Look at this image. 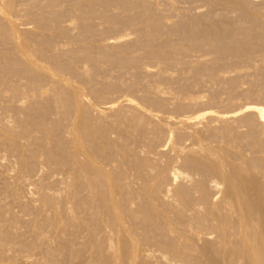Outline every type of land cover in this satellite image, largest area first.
Segmentation results:
<instances>
[{"label":"rangeland","instance_id":"1","mask_svg":"<svg viewBox=\"0 0 264 264\" xmlns=\"http://www.w3.org/2000/svg\"><path fill=\"white\" fill-rule=\"evenodd\" d=\"M260 108L264 0H0V264H129L151 237L136 264H222L226 201L264 184Z\"/></svg>","mask_w":264,"mask_h":264},{"label":"bare ground","instance_id":"2","mask_svg":"<svg viewBox=\"0 0 264 264\" xmlns=\"http://www.w3.org/2000/svg\"><path fill=\"white\" fill-rule=\"evenodd\" d=\"M259 115H260L262 121L264 122V108H260V109H259ZM193 147H194V146H193ZM185 149H186V147L183 148V150L179 148L178 151H179V150H180V151H181V150H182V151H187V150H185ZM188 149L192 150V148H188ZM194 150L196 151L195 148H194ZM194 150L190 151V153H192ZM180 151H179V152H180ZM195 151H194V152H195ZM198 151H199V150H198ZM209 151H211V150H208L206 153H208ZM188 152H189V151H187V153H188ZM182 153H183V152H182ZM182 153H181V154H182ZM185 153H186V152H185ZM201 153H202V152H201ZM209 153H211V152H209ZM209 153H208V154H209ZM197 154H198V153H197ZM208 154H207V155H208ZM198 155H199V154H198ZM202 155H205V156H206V154H202ZM209 155H210V154H209ZM209 155H208V156H209ZM213 155H214V154L212 153L211 156H213ZM200 156H201V155H200ZM214 156H215V155H214ZM201 157H202V156H201ZM203 157H204V156H203ZM204 158H207V159H208V157H204ZM212 158H213V157H212ZM212 158H211V159H212ZM209 159H210V157H209ZM173 172H175V175H176V171H173ZM173 176H174V173H173ZM176 177H177V176H176ZM173 179H175V177H174ZM192 179H193V178H192ZM175 181H177V180H175ZM214 181H215V180H214ZM215 182H216V181H215ZM217 183H218V182H217ZM263 185H264V184H263ZM263 185H262V188L260 187L259 192H258V190H256V188H254L255 186H254V187H250V188H249V189H250V190H249V193H244V194L247 195L246 199H239V198L237 197L239 200H238L236 203L234 202V203H235V207L233 206V204H232L231 201H229V200L226 201V200H225L226 203L229 202V204L232 205V209H233V210L237 209L236 212H238V210H239V215H238V216H237V213H236V212H233V213H236V214H235V215H236L235 221H237L234 225H233L234 222H233L232 224L229 222L230 225L228 226V222H226V220H227V218L230 216V214H229V216H228V215H225L226 212L224 211L225 213H223V214L225 215V216H224V217H225V222H226L227 224L224 223V222H222V221H223L222 219H218V220H221V222H222V228L220 227L221 230H220V228H219L220 225H219L218 227H216L217 222H216V224H215L214 226H212L213 228L216 227V229L219 228V230H220L219 232L216 230V231H217V234L215 233L216 235H218V238H217V236H216V238H217V240H218L219 243H220L221 241H223V240H226L227 238L229 239L228 243L226 242L227 244L224 243L225 245L228 246L229 249L231 248V246H234L233 242L230 243V241H232V240L234 239V237H233V239L231 238V237H232V230H231V228H234V231L239 232L238 234H240V236H241V237H240V238H241V242H240L241 246H239L238 249H237V250L239 251L238 254H237V251H235V249H234V252H236V254L238 255V256H236L237 258L242 259V260L245 261L247 264H264V186H263ZM213 187H214V186H213ZM246 187H248V186H247V185L244 186L243 189L240 188V189H239L240 192L238 191L237 195H238L239 193L241 194V193L244 191V188H246ZM211 188H212V187H211ZM233 188H234V189H233ZM233 188H232L231 190H232V191H235L236 188H235V187H233ZM114 190H115V189H114ZM114 190H113V192H114ZM213 190H214V189H213ZM229 190H230V189H229ZM237 190H238V189H237ZM216 191H218V190H216ZM232 191H231V194H232ZM219 192H220V191H219ZM229 192H230V191H229ZM236 192H237V191H236ZM236 192H235V195H236ZM168 193H169V192H168ZM217 193H218V192H217ZM217 193H215V194H217ZM229 194H230V193H229ZM233 194H234V193H233ZM240 194H239V195H240ZM164 196H165V195H164ZM164 196H163V197H164ZM170 196H171V195H170ZM215 196H216V195H215ZM217 196H219V195L217 194ZM217 196L215 197L216 199L218 198ZM233 196H234V195H233ZM112 197H113V196H112ZM167 197H168V196H167ZM213 198H214V197H213ZM215 198H214V199H215ZM214 199H213V200H214ZM218 199H219V198H218ZM169 200H170V199H169ZM115 201H116V200H115ZM170 201H172V198H171ZM215 201H216V200H215ZM113 202H114V201H113ZM199 202H200V201H199ZM114 203H115V202H114ZM169 203H170V202H169ZM204 203H205V202H204ZM222 203H225V202H222ZM110 204H111V203H110ZM115 204H116V203H115ZM166 204H167V203H166ZM108 205H109V204H108ZM116 205H117V204H116ZM170 205H172V204H170ZM202 205H203V204H202ZM215 205H216V204H215ZM113 206H114V204H113ZM113 206H112V207H113ZM117 206H119V205H117ZM168 206H169V205H168ZM208 206H210V205H208ZM218 206H220V205H218ZM218 206H217V207H218ZM192 207H193V206H192ZM195 207H196V206H195ZM203 207H204V206H203ZM226 207H227V205H226ZM190 208H191V207H190ZM190 208H189V209H190ZM207 208H208V207H207ZM214 208H216V207H214ZM222 208L224 209V207H222ZM227 208H228V207H227ZM111 209H112V208H111ZM119 209H120V207L117 209V210H118V213H119ZM187 209H188V208H187ZM189 209H188V210H189ZM212 209H213V208H212ZM212 209H211V211H212ZM225 209H226V208H225ZM225 209H224V210H225ZM230 209H231V208H230ZM230 209H229V210L226 209V210H227V211H230ZM115 210H116V207H115ZM115 210H114L113 212H115ZM192 210H194V212L197 214V211H198V210H196V208L194 209V207H193ZM204 210H205V209H204ZM206 210H207V209H206ZM214 210H215V209H214ZM214 210H213L212 212H215ZM216 210H218V208H217ZM199 211H201V210L199 209ZM209 211H210V210H209ZM209 211H208V212H209ZM219 211H221V210L219 209ZM188 212H189V211H188ZM230 212H232V211H230ZM116 213H117V212H116ZM192 213H193V212H192ZM192 213H191V214H192ZM195 213L192 214V215H194V219H192V218L190 217V218L192 219V221H191V222H192L191 227L193 226V227L195 228V229L192 228V230H194V231L197 230V229H196L195 222H193V220H195V216H196ZM206 213H207V212H206ZM209 213H210V215H211V212H209ZM216 213H217V212H216ZM216 213H215V214H216ZM218 213H219V212H218ZM233 213H232V214H233ZM114 214H115V213H114ZM119 214H120V213H119ZM185 214H186V213H185ZM200 214H201V213H200ZM204 214H205V213H204ZM215 214H214V215H215ZM221 214H222V212H221ZM221 214L219 213L220 216H219V215H217V216H219V218H220V217H221ZM227 214H228V213H227ZM188 215H189V214H188ZM201 215H202V214H201ZM201 215H200V216H201ZM233 215H234V214H233ZM203 216H204V215H203ZM217 216H216V217H217ZM226 216H228V217L226 218ZM231 216H232V215H231ZM231 216H230V217H231ZM114 217H115V216H114ZM192 217H193V216H192ZM208 217H210V216H208ZM224 217L222 216L223 219H224ZM119 218L124 219V217H121V216H120V217L118 216V219H119ZM185 218H186V216H185ZM196 218H197V217H196ZM199 218H200V217H199ZM199 218H198V219H199ZM232 218H233V217H232ZM118 219H116V220H118ZM186 219H188V218H186ZM204 219H205V218H204ZM214 219H217V218L214 217ZM228 219H229V218H228ZM116 220H114V221H116ZM182 220L185 221V219H182ZM202 220H203V219H202ZM207 220H208V219H207ZM230 220H231V219H230ZM119 221H120V220H119ZM119 221H117L116 223L121 224L122 221H121V222H119ZM184 221H183V223H184ZM188 221H189V220H188ZM188 221H186V222L188 223ZM199 221H200V219H199ZM215 221H217V220H215ZM191 222H189V223H191ZM200 222H201V221H200ZM202 222H203V221H202ZM218 222H219V221H218ZM231 222H232V221H231ZM122 223H123V222H122ZM179 223H180V222H179ZM205 223H206V222H205ZM207 223L209 224V221H208ZM210 223H211V222H210ZM123 224H124V223H123ZM193 224H194V225H193ZM198 224H199V223H197V225H198ZM219 224H220V223H219ZM236 224H237V227H233V226H236ZM125 225H126V224H125ZM125 225H124V226H125ZM176 225H177V224H176ZM176 225H175V226H176ZM186 225H187V224H186ZM201 225H204V224H201ZM206 225H207V224H206ZM124 226L122 227V224H121L122 229L127 227V226H126V227H124ZM175 226H171V229L173 228V229L175 230V232L177 233V232L179 231L180 228H178V231H176L177 229L174 228ZM184 226H185V225H184ZM210 226H211V225H210ZM225 226L228 227L229 229L225 228ZM113 227H115V226L113 225ZM121 227L119 228V232H121V230H120ZM150 227H151V226H150ZM180 227H181V226H180ZM197 227L199 228L200 226H197ZM203 227H204V226H203ZM208 227H209V226H208ZM212 227H210V229H211ZM107 228L109 229L110 226L107 227ZM116 228H117V227H116ZM148 228H149V227H148ZM169 228H170V227H169ZM169 228L167 227L166 229L169 230ZM182 228H183V227H182ZM184 228H185V227H184ZM187 228H189V226H188V227L186 226L185 230H186ZM128 229H129V228H128ZM128 229H126V231L128 232V235H129L130 232H129ZM150 229H151V228H150ZM173 229H172V231H174ZM208 229H209V228H208ZM114 230H115V229H114ZM136 230H137V229H136ZM147 230H148V229H147ZM189 230L191 231V229H189ZM189 230H188V231H189ZM199 230H200V229H199ZM199 230H197V231H195V232L193 231L194 233L191 231V232H192L191 234H195V235L197 236V239L199 238V237H198V233H197ZM123 231H124V230H123ZM137 231H139V230H137ZM148 231H150V230H148ZM148 231H146V232H148ZM166 231H167V230H166ZM172 231H171V232H172ZM181 231H182V230H181ZM190 231H189V232H190ZM202 231H203V230H202ZM202 231H201V233H202ZM211 231H212V230H211ZM211 231H209V235H208V232H207L206 234H207L208 236H211V235H210V232H211ZM214 231H215V230H214ZM109 232H110V231H109ZM109 232H107V233H109ZM119 232H118V233H119ZM131 232H132V231H131ZM146 232H145L144 234H146ZM153 232H154V231H153ZM167 232H168V231H167ZM182 232H184V230H183ZM189 232H188V233H189ZM199 232H200V231H199ZM203 232H204V234H205L206 231H203ZM212 232H213V231H212ZM105 233H106V232H105ZM121 233L123 234V232H121ZM125 233H126V232H124V234H125ZM135 233H136V232H135ZM151 233H152V231H151ZM151 233L149 234V236L151 235ZM176 233H174V234H176ZM179 233H180V232H179ZM186 233H187V232H186ZM196 233H197V234H196ZM201 233H199V234L201 235ZM213 233H214V232H213ZM218 233H219V234H218ZM230 233H231V235H230ZM109 234H111V233H109ZM113 234H114V233H113ZM124 234H123V235H124ZM133 234H134V233H133ZM136 234H138V233H136ZM139 234H140V232H139ZM141 234H142V233H141ZM174 234H173V235H174ZM184 234H185V233H183V235H184ZM191 234H189V235H186V234H185V235L188 236L189 240L191 239L190 242H191L192 245H191V244H189V245L192 246V247H190L189 250H190V251H193L192 253H194V255L196 254L195 256H197V253H202L205 249L208 248L207 245H204V244H207V243L209 242V244L211 245V243H210L211 239H210V238H209L210 240L207 241V243H206V240H208V239H207L208 236L206 237L204 234H202V235H204V236L206 237V238H205L206 240H204V241H199V240H198V242H197V241H196L197 239L195 240V237H196V236H195V235L192 236ZM234 234H236V233H233V235H234ZM123 235H122L121 238L124 237ZM126 235H127V234H126ZM126 235H125V236H126ZM156 235H157V234H156ZM178 235H179L180 239H182V238H181V236L183 237L182 233H181V234H178ZM180 235H181V236H180ZM185 235H184V236H185ZM212 235H214V234H212ZM114 236H115V235H114ZM129 236H131V234H130ZM132 236H133V235H132ZM136 236H139V235H136ZM159 236H160V235H159ZM159 236H158V237H159ZM189 236H190V237H189ZM235 236H236V235H235ZM110 237H113V236L110 235ZM126 237H127V236H126ZM126 237H125V238H126ZM133 237H134V236H133ZM140 237H143V236H140ZM144 237H146V235H145ZM153 237H154V236H153ZM174 237H176V236H173V240L175 239ZM179 237L177 236L176 239H178ZM202 237H203V236H201V238H202ZM237 237H239V236L237 235ZM106 238H107V237H106ZM129 238H130V237H129ZM131 238H132V237H131ZM137 238H138V237H137ZM146 238H148V235H147ZM149 238H150V237H149ZM188 238H187V237H186V238L184 237L183 239H185V241L187 240V241H186L187 243H190V242H188ZM201 238H199V239H201ZM127 239H128V237H127ZM132 239L137 240V239H135V238H132ZM143 239H144V238H142V241H143ZM151 239H152V237H151ZM151 239L148 240V241H150L149 243H151V247H147L148 245L150 246V244H148V245H145L146 248H145V247L143 248V246H144L145 243L142 244V242H141V243H139L140 246L142 245V248H140V249H139V248H135V247H133V246H132V245H133V243H132L133 240L129 239V241L131 240V244H132L131 246H132V248H133V249H134V248L136 249V250L134 249L135 251H134L133 254H132L133 251L130 252V251H126V250H125V252H124V254H125V253L127 254V252H130V253L132 254V255H130V253H129V256H131V260L129 259V260H130L129 264H136V263H139L140 261L142 262L141 259H142V258H145V257H146V259H147V255H151V254H152V252H151V251H153L152 247H153V248L155 247L154 249H155V250L157 249L156 251H158V248H157L158 246L160 247V250H161V248H162V250H163V249L166 250V248L168 249L169 244H165V245H168V246L166 247V246L164 245V247H165V248H164V247H163L164 242H163V244L161 243V246H160V245L156 246V244H158V243L156 242L158 239H157L156 241H155V240H152V242L155 241V245H154V243H153L154 246H152ZM154 239H155V237H154ZM161 239H162V237H161ZM171 239H172V237L170 236V241H173V240H171ZM202 239H204V237H203ZM238 239H239V238H238ZM108 240H109V237H108ZM110 240H111V242H112V240H114V239L111 238ZM122 240H124V238H123ZM144 240H145V239H144ZM126 241H127V240H126ZM126 241H125V242H126ZM137 241L139 242V240H137ZM137 241H135V242L137 243ZM145 241H146V240H145ZM158 241H159V240H158ZM165 241H166V240H165ZM170 241H169V242H170ZM178 241H179V240H177L176 242L178 243ZM239 241H240V240H239ZM109 242H110V241H109ZM117 242H118V241H117ZM127 242H128V241H127ZM127 242H126V243H127ZM133 242H134V241H133ZM135 242H134V243H135ZM167 242H168V241H167ZM169 242H168V243H169ZM174 242H175V241H174ZM176 242H175V243H176ZM179 242H180V241H179ZM181 242H182V240H181ZM181 242H180V244H182ZM186 242H183V244H184V246H185V247L183 246V248H184L185 250L188 249V248H186V246H188V245H185ZM202 242H205V243L203 244ZM223 242H224V241H223ZM223 242H221V243H223ZM234 242H237V241L234 239ZM113 243H114V242H113ZM136 243L134 244V246L136 245ZM147 243H148V242H146V244H147ZM170 243H171V242H170ZM187 243H186V244H187ZM200 243H202V245H203L204 247H205V246L207 247V248H202V252L199 251L200 247H199V249H198V247H197V246H199ZM114 244H115V243H114ZM127 244H128V243H127ZM137 244H138V243H137ZM178 244H179V243H178ZM178 244L174 245L175 248L180 247V244H179L178 247H176ZM183 244H182V245H183ZM230 244H232V245H230ZM238 244H239V243H237V246H238ZM115 245H116V244H115ZM139 245H138V246H139ZM182 245H181V247H182ZM229 245H230V246H229ZM111 246H112V245H111ZM119 246H120V245H119ZM123 246H124V243H123ZM123 246H122V247H123ZM126 246H127V245H126ZM126 246H125V247H126ZM131 246H129V248H130ZM140 246H139V247H140ZM171 246L174 247V246H173V242H172V244H170V247H171ZM208 246H209V245H208ZM195 247H197L198 250H197ZM210 247H212V245H211ZM220 247H221V245H220ZM220 247H219V248H220ZM235 247H236V246H235ZM235 247H234V248H235ZM109 248L111 249V247H109ZM109 248H107V249H109ZM113 248H114V247H112V249H113ZM127 248H128V247H127ZM127 248H125V249H127ZM183 248H182V249L179 248V249H181V251H182ZM191 248H194V250H197V251H199V252L196 253V252H195L193 249H191ZM219 248H218V249H219ZM222 248H223V246H222ZM222 248H221V249H222ZM225 248H227V247L225 246ZM236 248H237V247H236ZM169 249H170V248H169ZM208 249L212 252V249H211V248H208ZM221 249H220V250H221ZM239 249H241V250H239ZM128 250H129V249H128ZM160 250H159V251H160ZM162 250L160 251L161 254H162ZM176 250H177V249H176ZM185 250H183V251H185ZM209 250H208V252L205 250L206 253H210ZM224 250H226V249H224ZM224 250L222 249V251H224ZM156 251H155V253H156ZM159 251H158V252H159ZM166 251H167V250H166ZM168 251H171V249L168 250ZM172 251H173V248H172ZM172 251H171V252H172ZM205 251H204V252H205ZM215 251H216V250H215ZM228 251H231V249H230V250L227 249V252H228ZM232 251H233V249H232ZM113 252H114V251H113ZM158 252H157V254H159ZM164 252H165V251H164ZM173 252H174V251H173ZM173 252H172V253H173ZM176 252H179V254H177V256L175 255ZM176 252H174V255H175L176 257L174 258V255L172 254L173 257H171V258H173V259L169 258V260H170V261H171V260H172V261L175 260V262H176L177 264H182V263L185 261V259L189 256V255H187V254H188L187 252H189L188 250L184 252V254H186L185 259H184V257H183V256H185V255L183 254V252L181 253L180 250H178V251H176ZM204 252H203V254H204ZM224 252H225V251H224ZM227 252H225V253H226V256H227ZM189 253H190V252H189ZM206 253H205V254H206ZM213 253H214V252H213ZM220 253H221V251H220ZM228 253H230V255H232L233 252H228ZM108 254H109V253H108ZM111 254H112V253H111ZM111 254H110V255H111ZM115 254H116V253H115ZM122 254H123V252H122ZM144 254H146V256H144ZM164 254L166 255V253H163V255H164ZM169 254H170V253H169ZM182 254H183V255H182ZM210 254H211V253H210ZM216 254H217V253H216ZM233 254H235V253H233ZM236 254H235V255H236ZM110 255H109V256H110ZM127 255H128V254H127ZM152 255H153V254H152ZM194 255L192 254V256H194ZM206 255H207V254H206ZM206 255H204V256L207 257V259H208V257L211 256V255H208V256H206ZM217 255H218V256H221L222 253H221L220 255H219V253H218ZM224 255H225V254H224ZM230 255H229V256H230ZM109 256H108V257H109ZM155 256H156V254H154V257H155ZM157 256H160V255H157ZM168 256H171V255H168V254H167V257H168ZM190 256H191V253H190ZM195 256H194V257H195ZM199 256L202 257V254L199 255ZM214 256H215V255H214ZM218 256H217V257H218ZM226 256L223 257V259H224V258H228V256H227V257H226ZM232 256H234V255H232ZM232 256H231L230 258H231L232 260H235V261H236V260H237L236 257L234 256V259H233ZM148 257H149V256H148ZM150 257H151V256H150ZM150 257H149V258H150ZM200 257H199V258H200ZM120 258H122V257L120 256ZM125 258H128V257L125 255V257L122 258V259H125ZM159 258H160V257H159ZM191 258H192V257H191ZM210 258H212V260L214 261V258H213L212 256H211ZM210 258H209L208 260H210ZM146 259H145V260H146ZM152 259H153V258H152ZM152 259H151V261H152ZM156 259H157V258L155 257V261H159V259H158V260H156ZM160 259H162V257H161ZM163 259L165 260V257H163ZM187 259H188V260H187ZM187 259H186V260H187V261H186L187 264L190 263L191 261H195V260H196L195 258H193V260H192V259L189 260L190 257L187 258ZM197 259H198V256H197ZM203 259H204V257H203ZM207 259H204V260H206L205 262L208 261ZM215 259H216V256H215ZM223 259H222V264H223V262L225 263V262L228 261L227 259H225L226 261H224ZM228 259H229V258H228ZM239 259H238L237 261H238V262H241L242 260L239 261ZM115 260H117V259L115 258ZM148 260H150V259H148ZM167 260H168V259H167ZM167 260H165V261L168 262ZM199 260H201V258H200ZM212 260H210L211 263L213 262ZM219 260H220V259H219ZM118 261H119V260H118ZM126 261H128V259H127ZM155 261H154V263H155ZM161 261H163V260H161ZM161 261H159V262L162 263ZM201 261H202V260H201ZM217 261H218V260H217ZM230 261H231V260H229V262H230ZM243 261H242V262H243ZM124 262H125V261H124ZM124 262L122 261V264H123ZM143 262H144V260H143ZM145 262H146V261H145ZM159 262H156V264H157V263L159 264ZM166 262H165V263H166ZM175 262H170V264H171V263H175ZM195 262H197V260H196ZM195 262H194V263H195ZM198 262H199V261H198ZM202 262H203V264H205L204 261H202ZM232 262H233V264H235L234 261H232ZM232 262H231V263H232ZM238 262H236V263L239 264ZM245 262H243V263L245 264ZM118 263H120V262H117V264H118ZM165 263H164V261H163V264H165ZM207 263H208V262H207ZM207 263H206V264H207ZM211 263H209V264H211ZM217 263H218V262H217ZM112 264H113V262H112ZM140 264H141V263H140ZM142 264H145V263H142ZM148 264H149V262H148ZM150 264H151V263H150ZM166 264H167V263H166ZM185 264H186V263H185ZM191 264H192V263H191ZM214 264H215V263H214ZM220 264H221V263H220ZM226 264H227V263H226ZM229 264H230V263H229Z\"/></svg>","mask_w":264,"mask_h":264}]
</instances>
